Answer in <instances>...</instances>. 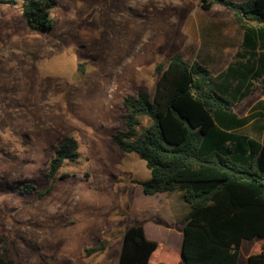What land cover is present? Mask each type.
<instances>
[{
	"label": "rangeland",
	"instance_id": "rangeland-1",
	"mask_svg": "<svg viewBox=\"0 0 264 264\" xmlns=\"http://www.w3.org/2000/svg\"><path fill=\"white\" fill-rule=\"evenodd\" d=\"M201 2L56 0L46 33L26 26L20 2L0 5V237L14 264H118L133 222L160 245L151 264L178 263L187 205L178 192L143 195L144 162L112 135L124 129V98L153 93L157 64L176 52L189 61L193 23L228 28L227 10ZM67 136L79 157L47 179ZM262 244L243 241L238 264Z\"/></svg>",
	"mask_w": 264,
	"mask_h": 264
},
{
	"label": "trees",
	"instance_id": "trees-1",
	"mask_svg": "<svg viewBox=\"0 0 264 264\" xmlns=\"http://www.w3.org/2000/svg\"><path fill=\"white\" fill-rule=\"evenodd\" d=\"M18 2L31 31L55 28L51 11L56 0H0V5ZM213 5L227 10L241 28L264 26V0L201 2L204 11ZM259 35L264 38L263 32ZM154 73L152 94L141 91L124 98V129L113 134L112 141L144 162L149 177L135 182L143 195L178 192L187 205L176 264H238L243 241L264 239V136L259 147L246 148L218 130L217 113L230 112L232 102L215 91L209 70L200 62L189 63L176 52L157 64ZM78 157L76 139L65 137L54 149L44 177L54 179L65 163ZM21 191L32 194L35 188L26 184ZM159 246L147 239L142 224L133 222L123 234L118 264H151ZM0 264H14L1 237ZM246 264H264V244Z\"/></svg>",
	"mask_w": 264,
	"mask_h": 264
},
{
	"label": "crops",
	"instance_id": "crops-1",
	"mask_svg": "<svg viewBox=\"0 0 264 264\" xmlns=\"http://www.w3.org/2000/svg\"><path fill=\"white\" fill-rule=\"evenodd\" d=\"M204 23L192 25L188 62L198 61L205 66L215 91L232 102L230 112L217 113L215 125L233 143L259 147L264 136V38L259 33H264V26L241 28L233 18L228 28L211 21ZM185 207L177 217L178 224L187 211Z\"/></svg>",
	"mask_w": 264,
	"mask_h": 264
},
{
	"label": "water",
	"instance_id": "water-1",
	"mask_svg": "<svg viewBox=\"0 0 264 264\" xmlns=\"http://www.w3.org/2000/svg\"><path fill=\"white\" fill-rule=\"evenodd\" d=\"M263 94H264V92H263Z\"/></svg>",
	"mask_w": 264,
	"mask_h": 264
}]
</instances>
